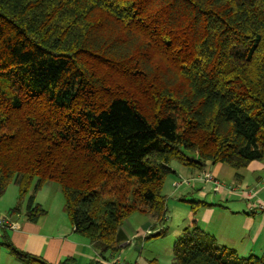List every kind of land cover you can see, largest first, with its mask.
I'll return each mask as SVG.
<instances>
[{"label":"trees","instance_id":"trees-1","mask_svg":"<svg viewBox=\"0 0 264 264\" xmlns=\"http://www.w3.org/2000/svg\"><path fill=\"white\" fill-rule=\"evenodd\" d=\"M262 161L264 0H0V199L17 186L10 214L26 203L38 222L47 211L36 193L55 184L75 233L111 261L136 213L161 227L148 238L166 235L173 165L223 164L241 179ZM4 245L22 264H48ZM172 259L264 264L196 224Z\"/></svg>","mask_w":264,"mask_h":264},{"label":"crops","instance_id":"crops-1","mask_svg":"<svg viewBox=\"0 0 264 264\" xmlns=\"http://www.w3.org/2000/svg\"><path fill=\"white\" fill-rule=\"evenodd\" d=\"M172 168L174 178L182 176L189 180L188 185L179 188L173 187L175 179L168 187V184L165 186L167 197L175 195L178 199L173 213L175 218L172 216V220L176 221L173 231L175 238H181L187 228L196 224L216 238L219 246L234 251L239 257L255 255L264 258V251L258 253V248L264 249L261 247L264 245V213L250 207L252 203L264 202V192L259 190L264 187V161L252 162L246 169L240 170L238 174L241 179H236V171L223 164L207 166L205 170L208 169L221 182L219 192H213L209 185L195 182L200 173L179 164ZM247 193H252V198ZM6 196L7 202L2 203ZM36 202L47 214L32 223L26 218V203L22 205L20 213L10 214L18 203L17 186L11 185L0 199V214L9 215L16 222V230L0 229V264H22L4 245L7 240L17 250L39 257L48 264H59L68 258L76 260L73 264L98 262L93 246L75 233L68 220L64 198L58 186H44L36 193ZM155 228L146 217L136 227V231L121 229L124 247L120 256L124 264H149L142 251ZM160 228H156V233ZM170 228L168 226L167 230ZM133 240L137 241L136 245H132Z\"/></svg>","mask_w":264,"mask_h":264},{"label":"rangeland","instance_id":"rangeland-1","mask_svg":"<svg viewBox=\"0 0 264 264\" xmlns=\"http://www.w3.org/2000/svg\"><path fill=\"white\" fill-rule=\"evenodd\" d=\"M172 179L176 180L178 178L177 177L174 178V176L170 175L166 181V184H168L167 187L170 185ZM225 181H228V180H225ZM263 186H264V184H263ZM259 190H262L264 192V187L262 189L259 188ZM165 192H166V190H165ZM7 196L5 197V199H3L2 203L7 202ZM177 203H178V199L175 195L174 196H168V198H167L168 213H167V222L165 224V227L171 226V228H170V230H167L166 235L164 237L149 238L146 240V242L143 245L142 253H143V256L148 259V262L151 260L157 259L160 264H172L173 246H174L175 242L178 240V238H175L176 237L175 233H173V231H175V229H176V221H175V219H174V221L172 220V216L175 218V214L173 215V213L175 211L174 207ZM176 216H177V213H176ZM143 220H146V217L140 213H136V214L132 215L126 221V223L122 226V228L124 230H126V232H129L131 230L136 231V227L139 226V224ZM128 227H130V228L127 231ZM155 233H156V228L154 229V234ZM136 244H137V241L133 240L132 245H136ZM261 247L264 248V245ZM258 251H259L258 253H261V251H264V249L261 250L260 248H258ZM122 256L124 257L125 255L123 254Z\"/></svg>","mask_w":264,"mask_h":264},{"label":"built area","instance_id":"built-area-1","mask_svg":"<svg viewBox=\"0 0 264 264\" xmlns=\"http://www.w3.org/2000/svg\"><path fill=\"white\" fill-rule=\"evenodd\" d=\"M177 178L178 179H176L173 182L174 188H179L181 185H188L189 184L188 179H185L182 176H178ZM195 182L202 183L204 186H208V185L211 186V189L213 192H219L222 188L221 182L208 169L203 170L199 174V176L197 177ZM247 195L249 198H252V196H253L252 193H247ZM250 207L252 209L259 210V211L264 213V202L259 201L256 203H252ZM0 229L8 230V231L16 230V222L12 219L11 216L0 214ZM121 258H122L121 256H118L114 260L105 261V260H102V259L96 257V260L98 262H101L102 264H124L121 261Z\"/></svg>","mask_w":264,"mask_h":264}]
</instances>
